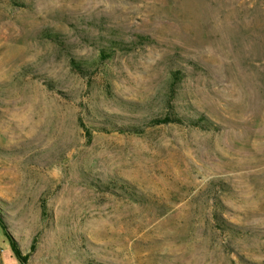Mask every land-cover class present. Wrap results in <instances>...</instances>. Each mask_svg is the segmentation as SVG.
I'll list each match as a JSON object with an SVG mask.
<instances>
[{"label": "rangeland", "instance_id": "374dc122", "mask_svg": "<svg viewBox=\"0 0 264 264\" xmlns=\"http://www.w3.org/2000/svg\"><path fill=\"white\" fill-rule=\"evenodd\" d=\"M0 214L24 264H264V0H0Z\"/></svg>", "mask_w": 264, "mask_h": 264}, {"label": "trees", "instance_id": "16d2710c", "mask_svg": "<svg viewBox=\"0 0 264 264\" xmlns=\"http://www.w3.org/2000/svg\"><path fill=\"white\" fill-rule=\"evenodd\" d=\"M141 41L145 40L147 38H140ZM101 51V54L102 56H107L105 53H106V49L105 48H101L100 49ZM72 65L78 69L79 71H83L85 69V67L81 64V63H78V62H74L72 61L71 62ZM185 120L189 123H192V124H200L202 125L203 127H210L209 125V122L205 121L204 119L200 118V119H193V118H189V117H186ZM144 123L146 125H149V126H156V125H165V124H170V123H182V119L181 118H178L176 116H172L170 114H165V115H162V116H151V117H148V118H144ZM118 129L120 130H123V129H128V131H131V132H137L139 130L138 127H134V126H130L128 128H123V127H119ZM87 135H89V133L87 132ZM215 220L218 222L219 221V217L216 215L215 216ZM0 226L3 230V233H4V236L9 244V247L12 251V253L15 255L16 259L18 260V264H24V261H25V255L24 256H21L19 254V251L16 247V244L15 242L11 239V237L8 235L6 229H5V225L3 223V219H2V216L0 214Z\"/></svg>", "mask_w": 264, "mask_h": 264}]
</instances>
